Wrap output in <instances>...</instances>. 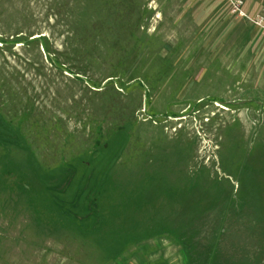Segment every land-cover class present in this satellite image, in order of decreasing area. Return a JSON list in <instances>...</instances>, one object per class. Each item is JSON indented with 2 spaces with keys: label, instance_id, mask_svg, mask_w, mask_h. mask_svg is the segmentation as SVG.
<instances>
[{
  "label": "rangeland",
  "instance_id": "obj_1",
  "mask_svg": "<svg viewBox=\"0 0 264 264\" xmlns=\"http://www.w3.org/2000/svg\"><path fill=\"white\" fill-rule=\"evenodd\" d=\"M243 2L0 0V264H264Z\"/></svg>",
  "mask_w": 264,
  "mask_h": 264
},
{
  "label": "trees",
  "instance_id": "obj_2",
  "mask_svg": "<svg viewBox=\"0 0 264 264\" xmlns=\"http://www.w3.org/2000/svg\"><path fill=\"white\" fill-rule=\"evenodd\" d=\"M205 249H209L208 253H207V259L205 260L206 264H209L211 261V258L213 257L214 253H215V249L212 248L211 246L209 247H205ZM187 252H189L190 255H187V261H189V264H193V258L191 257V252H190V248L187 247ZM120 254V251L118 252V255ZM117 257V254H116ZM202 261V260H201ZM118 264L120 263L117 259ZM195 264V262H194Z\"/></svg>",
  "mask_w": 264,
  "mask_h": 264
},
{
  "label": "built area",
  "instance_id": "obj_3",
  "mask_svg": "<svg viewBox=\"0 0 264 264\" xmlns=\"http://www.w3.org/2000/svg\"><path fill=\"white\" fill-rule=\"evenodd\" d=\"M230 1H232V4L234 6L235 12L239 11L241 13V8H242V6L244 4L243 0H241V1L230 0ZM241 14H242V16H245V15H243V13H241Z\"/></svg>",
  "mask_w": 264,
  "mask_h": 264
}]
</instances>
